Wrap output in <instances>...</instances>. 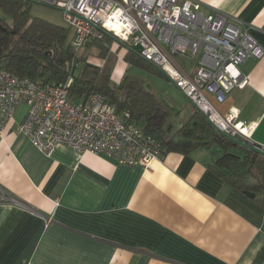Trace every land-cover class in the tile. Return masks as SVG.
<instances>
[{
  "label": "crops",
  "instance_id": "1",
  "mask_svg": "<svg viewBox=\"0 0 264 264\" xmlns=\"http://www.w3.org/2000/svg\"><path fill=\"white\" fill-rule=\"evenodd\" d=\"M193 1L241 22L264 49V0ZM240 72L247 85L216 108L253 124L250 142L264 149V57ZM26 113L19 105L0 133V264H264V194L251 198L213 172L220 147L166 153L148 169L64 145L46 155L16 133ZM190 126L183 133L200 131Z\"/></svg>",
  "mask_w": 264,
  "mask_h": 264
},
{
  "label": "built area",
  "instance_id": "2",
  "mask_svg": "<svg viewBox=\"0 0 264 264\" xmlns=\"http://www.w3.org/2000/svg\"><path fill=\"white\" fill-rule=\"evenodd\" d=\"M30 1L60 11L64 26L72 32L75 54L110 36L160 70L217 131L252 145L253 124L239 122L232 109L221 114L216 108L229 92L247 85L240 67L264 57V49L235 18L202 12L193 0ZM178 59L194 66V74ZM72 81L42 84L0 70V133L24 104L27 113L16 133L46 155L64 145L80 154L104 156L119 166L145 169L162 158L160 144L145 135L127 112L118 114L102 94L94 93L86 102L70 101ZM5 200L2 195L0 202Z\"/></svg>",
  "mask_w": 264,
  "mask_h": 264
},
{
  "label": "trees",
  "instance_id": "3",
  "mask_svg": "<svg viewBox=\"0 0 264 264\" xmlns=\"http://www.w3.org/2000/svg\"><path fill=\"white\" fill-rule=\"evenodd\" d=\"M29 8L26 2L0 0V70L42 84L59 85L72 78L70 101L86 102L92 94H102L118 114L127 112L130 120L141 123L144 134L160 144L163 154H188L216 145L223 154L212 165L213 172L233 188L264 194V156L226 139L198 110L189 122L170 133L152 94L129 86L126 78L118 86L110 85L112 53L107 52L108 47L98 54L105 57L103 67L91 66L82 54L72 51L70 29L30 16ZM109 39L107 35L102 41ZM192 123L200 131L183 133Z\"/></svg>",
  "mask_w": 264,
  "mask_h": 264
},
{
  "label": "rangeland",
  "instance_id": "4",
  "mask_svg": "<svg viewBox=\"0 0 264 264\" xmlns=\"http://www.w3.org/2000/svg\"><path fill=\"white\" fill-rule=\"evenodd\" d=\"M30 16L41 19L53 25L64 26L61 18V13L58 10L47 6H38L30 4L29 8ZM3 16L0 9V17ZM104 47H108L107 52L112 53V61L110 65L109 81L110 85L118 86L125 77H127V83L129 86L142 89L146 93H150L157 97L163 110L167 114L166 124L172 126L183 125L184 115H188L191 110V105L188 100L183 96L179 89L164 76V74L150 64L144 62L139 55H135L129 48L119 43L114 39L108 41L96 42L91 46L84 48L77 55H83L86 58V63L102 68L105 63V57L99 56V52L104 50ZM130 53L131 55H128ZM199 59V55L194 58L191 64ZM177 62L180 65L190 63L178 59ZM119 64H123L125 67L124 76L121 77L120 82H115L116 72L119 68ZM77 73V72H76ZM176 124V125H175ZM140 126L141 123H136ZM190 128L191 126H187ZM208 152L211 155H218L221 153L217 146H212Z\"/></svg>",
  "mask_w": 264,
  "mask_h": 264
},
{
  "label": "water",
  "instance_id": "5",
  "mask_svg": "<svg viewBox=\"0 0 264 264\" xmlns=\"http://www.w3.org/2000/svg\"><path fill=\"white\" fill-rule=\"evenodd\" d=\"M18 1L26 2V3L33 4V5L43 6L42 4H40V3H38V2H32V1H30V0H18ZM112 39H113V38H112ZM114 40H115V39H114ZM116 41H117V40H116ZM218 132H219V131H218ZM219 133H220L221 135H223L226 139L230 140L231 142L236 143V144H239V145H241V146H243V147H245V148H248V149H250V150H252V151L258 153V154L261 155V156H264V149L261 148L260 146H257V145H254V144L249 145V144L244 143V142H242V141H240V140H238V139L231 138V137L227 136L226 134H224V133H222V132H219ZM244 194L247 195V196H249V197H251V198H253V195H249L247 192H245Z\"/></svg>",
  "mask_w": 264,
  "mask_h": 264
},
{
  "label": "bare ground",
  "instance_id": "6",
  "mask_svg": "<svg viewBox=\"0 0 264 264\" xmlns=\"http://www.w3.org/2000/svg\"><path fill=\"white\" fill-rule=\"evenodd\" d=\"M110 25V24H109ZM111 26V25H110Z\"/></svg>",
  "mask_w": 264,
  "mask_h": 264
}]
</instances>
